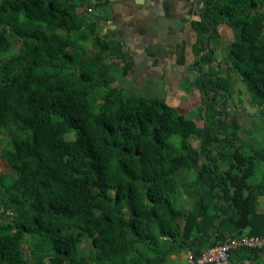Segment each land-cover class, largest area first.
Listing matches in <instances>:
<instances>
[{
  "label": "trees",
  "instance_id": "trees-1",
  "mask_svg": "<svg viewBox=\"0 0 264 264\" xmlns=\"http://www.w3.org/2000/svg\"><path fill=\"white\" fill-rule=\"evenodd\" d=\"M102 2L0 0V264H169L262 236L264 143L240 138L226 101L238 74L264 128V0H203L193 115L123 90L128 66L105 61L119 42L77 11ZM220 23L234 39L214 75L200 66ZM229 257L262 264L264 244Z\"/></svg>",
  "mask_w": 264,
  "mask_h": 264
},
{
  "label": "crops",
  "instance_id": "crops-1",
  "mask_svg": "<svg viewBox=\"0 0 264 264\" xmlns=\"http://www.w3.org/2000/svg\"><path fill=\"white\" fill-rule=\"evenodd\" d=\"M103 1L99 8L93 7L97 32L102 38L118 41L123 52L122 57L107 56L105 61L117 62L119 68L128 66L125 78L131 91L134 86H144L153 92L149 95L163 99L178 114L194 112L204 98L191 85L198 73V67L192 66L197 56L193 50L197 41L192 22L201 17L203 0ZM259 12L264 13V4ZM98 23L103 24L101 30ZM216 29L218 35L209 42L212 58L200 68L225 75L230 61L224 53L234 33L225 23ZM183 252L186 251L176 257Z\"/></svg>",
  "mask_w": 264,
  "mask_h": 264
},
{
  "label": "rangeland",
  "instance_id": "rangeland-1",
  "mask_svg": "<svg viewBox=\"0 0 264 264\" xmlns=\"http://www.w3.org/2000/svg\"><path fill=\"white\" fill-rule=\"evenodd\" d=\"M97 8L99 6L97 5ZM77 11L86 18L87 21L95 20L94 9L84 7H80ZM98 20V19H97ZM99 22V21H98ZM99 24V29L103 25L102 23ZM101 30V29H100ZM99 36L100 33H98ZM88 48L93 50V46L89 45ZM231 78L233 80L232 84V95L227 98L226 101V110L229 115H235L236 120L240 126L238 129V134L242 140L247 141L252 146H259L264 143V128L261 127L257 121L261 120V117L258 113V107L250 102L249 93L246 90L244 84L240 81V76L238 74L232 73ZM118 83V82H117ZM119 83H121V87L125 92L134 93V94H141V95H149L153 94V92L146 89L144 86L140 87H133L131 91L130 85L127 83L125 77H120ZM127 83V84H126ZM116 84V82L114 83ZM202 94V93H201ZM203 95V94H202ZM204 98V95H203ZM204 106L207 105V102L204 101ZM193 115V112L190 114ZM231 116L227 117L229 121ZM64 140L67 143H72L74 141V134L73 132H67L64 135ZM191 143L197 146V141L189 138ZM241 147V145H239ZM0 172H12V169L6 164V162L0 156ZM262 182H264V176L261 178ZM259 209L264 210V197L259 199ZM24 251L26 252L25 244H22ZM81 247L88 248L89 245L85 242H82ZM177 256V255H176ZM174 256L169 264H190L189 263V252H183L179 257ZM264 264V261L263 263Z\"/></svg>",
  "mask_w": 264,
  "mask_h": 264
},
{
  "label": "built area",
  "instance_id": "built-area-1",
  "mask_svg": "<svg viewBox=\"0 0 264 264\" xmlns=\"http://www.w3.org/2000/svg\"><path fill=\"white\" fill-rule=\"evenodd\" d=\"M2 209H0L1 211ZM7 214H10L6 211ZM264 244V234L260 237H253L243 234L236 237H226L222 242L217 243L211 247L205 248L202 253L193 258L189 253L190 264H234L230 260V253L232 250L241 247H256ZM239 264H252L249 259L242 260Z\"/></svg>",
  "mask_w": 264,
  "mask_h": 264
}]
</instances>
